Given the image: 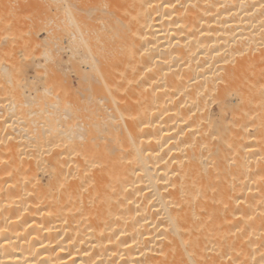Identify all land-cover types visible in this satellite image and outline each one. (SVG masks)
I'll use <instances>...</instances> for the list:
<instances>
[{
    "label": "bare ground",
    "instance_id": "bare-ground-1",
    "mask_svg": "<svg viewBox=\"0 0 264 264\" xmlns=\"http://www.w3.org/2000/svg\"><path fill=\"white\" fill-rule=\"evenodd\" d=\"M12 1L0 264H264V0Z\"/></svg>",
    "mask_w": 264,
    "mask_h": 264
},
{
    "label": "rangeland",
    "instance_id": "rangeland-1",
    "mask_svg": "<svg viewBox=\"0 0 264 264\" xmlns=\"http://www.w3.org/2000/svg\"><path fill=\"white\" fill-rule=\"evenodd\" d=\"M31 1L32 0H14L9 5L8 4L7 6L5 5L7 12L5 11L4 6L3 8H1L2 9L1 12L2 14H4L5 12L8 13L9 11H12V10H19L24 5H26L27 3ZM12 12H9V13H12ZM22 14L23 16L21 17V20H20L21 22L19 25L21 28V37L23 39V44L24 45L29 44V46H31V43H36L35 45L31 46L30 49L34 53L33 56L37 57L36 61L40 63L42 62L41 60L42 58L40 55L43 53V54H47L46 57H50L52 56V49H54L52 42L48 44L43 43V38L45 39V37H47L48 35L45 33L46 36L44 37V31H45L44 28H47V29L51 28V24H52V20L54 16L53 15L54 14L53 5L50 1H48L47 5L45 4L41 9H38L36 12L25 14V10L24 11L22 10ZM4 15L7 16L9 14H4ZM50 35L49 37L51 39V37L53 36V33L51 32ZM17 38H18V34H16V31L14 28H12V26L4 28L3 30L0 31V39L5 42L11 41L10 46H12V43H13L12 41H15ZM0 43L2 44V42ZM3 56L4 57L2 61H0L2 65H14L15 57L12 53L4 54Z\"/></svg>",
    "mask_w": 264,
    "mask_h": 264
}]
</instances>
